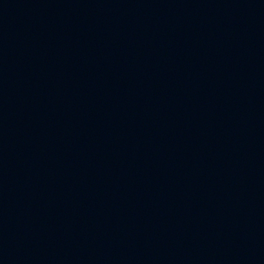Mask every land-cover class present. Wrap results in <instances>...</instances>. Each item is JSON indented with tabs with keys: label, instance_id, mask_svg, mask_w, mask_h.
Segmentation results:
<instances>
[{
	"label": "water",
	"instance_id": "water-1",
	"mask_svg": "<svg viewBox=\"0 0 264 264\" xmlns=\"http://www.w3.org/2000/svg\"><path fill=\"white\" fill-rule=\"evenodd\" d=\"M0 264H264V0H0Z\"/></svg>",
	"mask_w": 264,
	"mask_h": 264
}]
</instances>
